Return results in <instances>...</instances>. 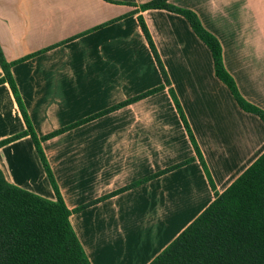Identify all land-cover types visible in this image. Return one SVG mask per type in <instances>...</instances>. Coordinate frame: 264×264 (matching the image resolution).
<instances>
[{
  "label": "crops",
  "instance_id": "crops-1",
  "mask_svg": "<svg viewBox=\"0 0 264 264\" xmlns=\"http://www.w3.org/2000/svg\"><path fill=\"white\" fill-rule=\"evenodd\" d=\"M150 1L0 0V48L6 62L20 61L11 74L38 137L163 86L41 143L90 264H150L214 200L169 89L217 194L264 154V123L238 107L182 16L140 10ZM168 3L196 14L240 95L264 110V0ZM24 130L0 84V140ZM0 170L12 185L54 199L29 137L0 148Z\"/></svg>",
  "mask_w": 264,
  "mask_h": 264
},
{
  "label": "trees",
  "instance_id": "trees-1",
  "mask_svg": "<svg viewBox=\"0 0 264 264\" xmlns=\"http://www.w3.org/2000/svg\"><path fill=\"white\" fill-rule=\"evenodd\" d=\"M168 1L152 0L141 5L140 10H165L182 16L196 37L209 50L214 75L227 87L238 107L246 113L257 116L264 123V110L244 100L234 80L225 70L218 40L203 28L196 14L190 10L176 8ZM138 23L164 85L170 87L165 69L140 16H138ZM18 62L20 61L6 62L0 48L2 71L0 84L6 83L9 86L25 125L23 132L0 140V148L23 137H29L54 199L49 200L12 185L0 170V264H90L70 225L69 216L72 211L64 204L41 143L80 123L143 99L161 90L163 86L114 106L83 122L38 137L11 74V68ZM169 92L195 155L214 192V200L150 264H264V154L223 193L217 194L180 105L174 93L170 89ZM191 161L192 159L178 164L168 171Z\"/></svg>",
  "mask_w": 264,
  "mask_h": 264
}]
</instances>
